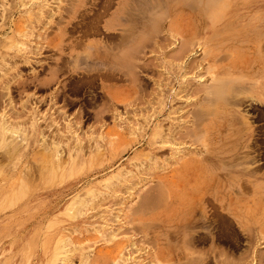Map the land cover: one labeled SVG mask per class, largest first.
<instances>
[{"label":"rangeland","instance_id":"1","mask_svg":"<svg viewBox=\"0 0 264 264\" xmlns=\"http://www.w3.org/2000/svg\"><path fill=\"white\" fill-rule=\"evenodd\" d=\"M25 1L0 0V264H264V0H128L111 34L125 0Z\"/></svg>","mask_w":264,"mask_h":264},{"label":"bare ground","instance_id":"2","mask_svg":"<svg viewBox=\"0 0 264 264\" xmlns=\"http://www.w3.org/2000/svg\"><path fill=\"white\" fill-rule=\"evenodd\" d=\"M25 1V0H24ZM201 1H203V0H201ZM219 1V0H218ZM26 2V1H25ZM47 1L46 0H35V3L36 4H40V3H42V4H44V3H46ZM63 2V1H62ZM83 2V1H82ZM99 2V1H98ZM204 2V1H203ZM206 2H208L209 4H212V3H215V0H206ZM222 2H224V1H222ZM221 2V3H222ZM48 3V2H47ZM102 3V2H101ZM50 4V3H49ZM100 4V3H99ZM105 4V3H104ZM98 5V4H97ZM106 5V4H105ZM215 5V4H214ZM43 6V5H42ZM102 6V5H101ZM187 6V5H186ZM220 6V5H219ZM97 7V6H96ZM95 7V8H96ZM102 7H104V5L102 6ZM221 7V6H220ZM99 8V7H98ZM219 9V8H218ZM221 9V8H220ZM219 9V10H220ZM218 10V11H219ZM225 10V9H224ZM41 11V10H40ZM212 11V10H211ZM210 12V11H209ZM214 12V11H213ZM210 13H212V12H210ZM219 13V12H218ZM25 14V13H24ZM43 14V13H42ZM46 15V14H45ZM217 16V15H216ZM219 17V16H218ZM24 32V31H23ZM33 32V31H32ZM128 32H130V31H128ZM44 35V34H43ZM121 38H123L124 39V37H121ZM43 39V38H42ZM119 43V42H118ZM201 47V46H200ZM208 52V51H207ZM206 55V54H205ZM221 57V56H220ZM221 59V58H220ZM244 60H246V58L244 59ZM216 61H218V60H216ZM214 63H215V61H214ZM190 66H191V64H190ZM223 68H225L224 66H223ZM238 69V68H237ZM58 70V69H57ZM212 70H214V68H212ZM262 73H260L259 74V76H258V78L260 77V75H261ZM202 76V75H201ZM231 77V76H230ZM225 78V77H224ZM261 83V82H260ZM238 85V84H237ZM237 85H235L232 81H222L221 79H215L214 80V85H213V87L210 89V91H208V87H207V93H208V97L211 99V97H212V99L210 100V102L213 100V101H215L216 103H220V102H222V101H227L229 98H236V96H238V93L239 92H241L240 91V89H238V86ZM253 85H256V84H253ZM183 87V86H182ZM185 87V86H184ZM263 87V86H262ZM203 88H201V90H202ZM251 91H250V93H249V95H248V97L249 98H251L252 99V101H255V102H259V103H262V104H264V88L263 89H261V86H260V88H259V86H257V87H253L252 89H250ZM197 91V90H196ZM195 92V91H194ZM193 93V92H192ZM197 93V92H196ZM180 94V93H179ZM194 94V93H193ZM240 94V93H239ZM211 96V97H210ZM207 98V97H206ZM206 100V99H205ZM208 102H209V99H208ZM194 111V110H193ZM6 114V113H5ZM8 115V114H7ZM9 120V119H8ZM197 122V121H196ZM198 122H200L199 121V119H198ZM6 124V122H4V120H2V121H0V130H1V133H0V136H1V140L2 141H7V138L5 139V133H6V128L4 127V125ZM51 124V123H50ZM7 127H9V126H7ZM198 127H199V125H198ZM7 129H9V128H7ZM7 132H8V130H7ZM10 132H11V129H10ZM170 133V132H169ZM185 134V133H184ZM192 136V135H191ZM12 143V142H11ZM48 143V142H47ZM17 144V143H16ZM54 145V144H53ZM16 146V145H15ZM11 147H12V145H11ZM9 149V148H8ZM14 149V148H13ZM72 149V148H71ZM47 150V149H46ZM5 151V150H4ZM11 151V150H10ZM18 151V150H17ZM16 151V152H17ZM48 152V151H47ZM3 153V152H2ZM62 154V153H61ZM7 156V155H6ZM47 156V155H46ZM48 157V156H47ZM57 156L55 155V158H56ZM53 158H54V156H53ZM58 158V157H57ZM56 158V159H57ZM60 159V158H59ZM53 162H54V159H53ZM55 162H57V160L55 161ZM216 208V207H215ZM218 212V211H217ZM218 214V213H217ZM217 216H219V215H217ZM222 217V216H221ZM227 219V218H226ZM218 221V220H217ZM221 222V221H220ZM218 257V256H217ZM58 261H60V263H57L56 261L55 262H53L52 264H65L64 263V260L63 259H61V258H59V260Z\"/></svg>","mask_w":264,"mask_h":264},{"label":"crops","instance_id":"3","mask_svg":"<svg viewBox=\"0 0 264 264\" xmlns=\"http://www.w3.org/2000/svg\"><path fill=\"white\" fill-rule=\"evenodd\" d=\"M123 7H124V11L121 13V16L124 17V18H126V23L125 24H122L120 22V20H119L117 22V25H115L117 18L114 19V17H113L111 19H108L107 23L110 26L106 27V31L109 34L113 33L115 30L123 29L126 26H128L127 24L129 22V17H130V15L128 14V7H129L128 0H125V2L123 3ZM118 44L119 45H122L123 44V39L122 38H119V43ZM106 49L108 50V48H106Z\"/></svg>","mask_w":264,"mask_h":264}]
</instances>
